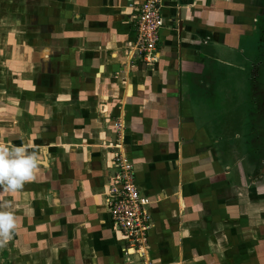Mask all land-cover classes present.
<instances>
[{
	"label": "crops",
	"instance_id": "0c3cea01",
	"mask_svg": "<svg viewBox=\"0 0 264 264\" xmlns=\"http://www.w3.org/2000/svg\"><path fill=\"white\" fill-rule=\"evenodd\" d=\"M144 1L33 0L17 5L28 22L2 28L0 142L40 164L0 190L17 218L0 264H264V126L249 96L264 1L164 0L153 67L131 50ZM118 153L149 200L145 258L106 206Z\"/></svg>",
	"mask_w": 264,
	"mask_h": 264
},
{
	"label": "built area",
	"instance_id": "2783aa9c",
	"mask_svg": "<svg viewBox=\"0 0 264 264\" xmlns=\"http://www.w3.org/2000/svg\"><path fill=\"white\" fill-rule=\"evenodd\" d=\"M164 0H145L133 6L137 10L136 37L131 48L139 61L147 67L159 61L160 33L164 26L162 7ZM122 125L118 123V129ZM121 133H119V140ZM114 174L106 195V206L112 222L122 233L127 243L126 252L145 258L149 233L152 230V216L149 200L139 190L135 181L134 164L122 153L114 159Z\"/></svg>",
	"mask_w": 264,
	"mask_h": 264
},
{
	"label": "clouds",
	"instance_id": "9594fccd",
	"mask_svg": "<svg viewBox=\"0 0 264 264\" xmlns=\"http://www.w3.org/2000/svg\"><path fill=\"white\" fill-rule=\"evenodd\" d=\"M40 156L24 145L9 146L0 142V190L16 192L25 182L34 179ZM10 204L0 203V245L7 243L17 227V218Z\"/></svg>",
	"mask_w": 264,
	"mask_h": 264
},
{
	"label": "rangeland",
	"instance_id": "374dc122",
	"mask_svg": "<svg viewBox=\"0 0 264 264\" xmlns=\"http://www.w3.org/2000/svg\"><path fill=\"white\" fill-rule=\"evenodd\" d=\"M264 1V0H263ZM33 0H25L24 3H21V0H0V42H2L5 39V36L2 34V28H10V30L13 29V25L15 22V19L13 15H17L18 13L22 14L21 17L23 18V22H28L27 18L24 19V16H30L31 14H28L29 8L26 7H17V5L25 6L28 4H32ZM3 4L6 6L9 5V8L3 7ZM13 4V6H12ZM29 19V18H28ZM8 21V26H3ZM3 26V27H2ZM253 36L252 41L250 42V59H253L252 61L255 62V66H251V76H250V87L251 90H249V96L250 99L255 102L256 108L255 110V116L258 115V123L255 125V128H261L264 126V7L261 9L260 13L257 15V19L255 20V26L253 27ZM27 32V38L29 31ZM26 38V42H27ZM28 46V42L26 43ZM5 47H2V49ZM28 71V68H27ZM26 80V87L27 89L30 87L29 85H32L33 80L29 77L25 78ZM260 125V126H259Z\"/></svg>",
	"mask_w": 264,
	"mask_h": 264
}]
</instances>
